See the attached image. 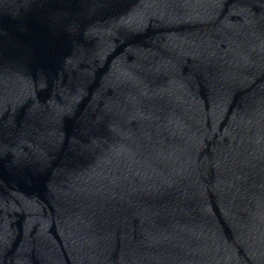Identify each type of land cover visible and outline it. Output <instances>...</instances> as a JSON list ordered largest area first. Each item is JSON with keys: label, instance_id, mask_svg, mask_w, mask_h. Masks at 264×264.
Returning a JSON list of instances; mask_svg holds the SVG:
<instances>
[{"label": "water", "instance_id": "water-1", "mask_svg": "<svg viewBox=\"0 0 264 264\" xmlns=\"http://www.w3.org/2000/svg\"><path fill=\"white\" fill-rule=\"evenodd\" d=\"M0 264H264V0H0Z\"/></svg>", "mask_w": 264, "mask_h": 264}]
</instances>
